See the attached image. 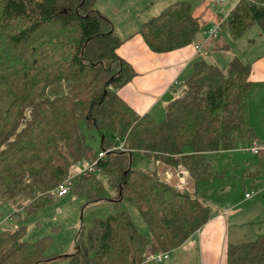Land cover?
<instances>
[{"label":"trees","instance_id":"16d2710c","mask_svg":"<svg viewBox=\"0 0 264 264\" xmlns=\"http://www.w3.org/2000/svg\"><path fill=\"white\" fill-rule=\"evenodd\" d=\"M97 2L0 0V200L13 201L17 213L51 202L71 168L91 152L81 133L84 120L87 129L98 131L100 152L110 151L98 160L95 172L108 179L118 197H110L93 175L77 178L76 189L89 203H133L154 244L128 212L120 211L81 230L69 264H144L147 252L170 253L181 247L212 213L198 196L162 181L155 172L133 169L134 153L183 165L192 175L202 167L207 174V154L255 139L245 101L251 67L234 61L224 70L199 61L164 120L140 116L118 94L136 74L119 56L122 41ZM255 24L264 29V6L241 1L220 30L237 39ZM200 32L185 2L167 7L140 29L155 53L193 44ZM57 82L74 85L50 99L48 90ZM122 143L125 150H112ZM25 200L30 202L25 205ZM47 242H28L23 229L2 232L0 264L45 263ZM227 264H264V234L230 245Z\"/></svg>","mask_w":264,"mask_h":264},{"label":"rangeland","instance_id":"374dc122","mask_svg":"<svg viewBox=\"0 0 264 264\" xmlns=\"http://www.w3.org/2000/svg\"><path fill=\"white\" fill-rule=\"evenodd\" d=\"M164 1L98 0L96 8L116 26V34L118 33L117 36L119 37L121 26L131 29L141 27L145 21L158 16L166 7L171 5L165 6ZM231 2L234 3L235 7L239 3L238 0H227L225 4L228 3L229 5ZM193 5L196 6V3L193 2ZM228 5L225 6L215 1L210 5L209 12H212L218 18L219 21L217 22H223L228 16ZM217 22H214L209 29L214 27ZM204 28V24L201 25V30ZM219 34V38L212 41V43H215L214 47L207 55L203 54L205 57L203 58L207 63L228 70L234 61H239L254 68V75L264 66V29L260 24L253 25L237 39H234L228 32L223 30H220ZM207 51L208 49L205 50V52ZM259 76L260 74H257L254 78L257 79ZM188 79L185 81H188ZM72 85H74V82H57L49 88L47 97L50 99L60 97L66 94ZM183 86L182 84L176 87L177 93L183 94ZM254 90L246 96L245 101L247 109L249 106L247 110L248 118L250 112V119L252 116L255 127L262 136H258L256 131L254 133L258 136V140L260 137L261 141L264 139V90L262 92ZM165 117L166 114L164 113L163 116L158 118V121L164 120ZM248 125V127L254 129L249 119ZM80 127L87 147L91 152L98 155L101 151V138L98 131L87 129L84 120L80 121ZM261 145H264V142L255 145L253 137H248L237 142L234 150L208 154L206 171L208 173L211 171L216 177L211 178L212 181L209 183L205 180V172L202 173L201 171L202 167H200L198 175H192L193 181L195 183L198 181L199 195H201L199 198L211 210V213L219 208H222L223 212L234 210L233 200H239L247 194L250 196L258 194L259 182H263L262 185H264V161L261 162V156L254 155L250 152V149ZM91 152L86 154L83 163L71 168L70 176L74 178V185L67 196L63 198L50 196L51 202L31 213L27 211L17 213L18 207L7 197L0 200V233L23 229L25 239L28 242L48 239L45 250L48 261L42 264H69L68 256L76 252V240L81 230L89 229L96 219L105 218L120 211L128 212L141 233L148 238L149 243H153V237L147 224L133 203L123 201L118 206L111 201L89 203L88 196L76 189L77 178L82 179L87 175H93L98 177L99 180H105L101 183L110 197H118V193L111 190L109 181L105 176H98L99 172L97 171L89 172L88 168L92 159ZM132 167L139 171L155 172L158 170V163L144 154L134 153ZM253 172H256L257 176L253 175ZM29 202V200H25L22 203L26 205ZM251 211L261 215V217H258L255 214L256 218H251L255 230L259 231L260 229V232H257L260 234L256 236L259 237L264 234V230L261 232L264 225V196H262V202L258 204V207H254ZM260 219L262 220L257 221ZM161 264H202V260L193 243H189L177 249L173 256H168V260Z\"/></svg>","mask_w":264,"mask_h":264},{"label":"crops","instance_id":"0c3cea01","mask_svg":"<svg viewBox=\"0 0 264 264\" xmlns=\"http://www.w3.org/2000/svg\"><path fill=\"white\" fill-rule=\"evenodd\" d=\"M215 1L216 0L164 1L165 6H168V4L173 5L177 2L188 3L191 6L192 15L198 22L200 28L203 24L205 26L199 33L195 43L175 51L155 53L149 49L143 37L140 35V29L148 21H145L141 27L139 26L136 29L121 26L122 29H120L119 37L122 41V45L118 53L123 60L127 61L133 67L136 75L132 81L118 90V94L138 115L143 116L150 114L158 121L160 116H163L164 113L166 114L168 106L181 97L182 94L177 93L176 87L183 84L184 89L187 83L185 80L192 77L195 64L202 61V59L204 60L205 57L203 54L207 55L215 45L212 41L219 38L220 34H218L217 37H210L207 33L211 25L219 21L212 12H209L210 5L215 3ZM226 1L223 3L225 6L228 5V3L225 4ZM193 2L196 3V6L193 5ZM234 8L235 5L231 2L227 9L228 15ZM114 28L115 31H117L115 25ZM206 49H208L207 52H205ZM253 71L254 68H251V75L249 78L251 87L247 92V96L252 93L254 89L261 92L264 90V66H262L257 73L261 76L257 77V79L254 78L257 74L255 73L254 75L255 71ZM182 81L184 83H181ZM175 90L176 92L173 93ZM248 119L254 128L252 129L253 133L256 131L258 136H262L260 131L257 130V127H255L252 116L250 119V112ZM254 136L255 139H253V143H255V145L264 142V139L260 141V137L258 140V136L255 133ZM254 155L261 156V162L264 161V150ZM156 162L158 163V170L155 171V173L162 181L178 189L187 190L198 197L201 196L199 195L198 181H196V183L193 181L192 174L185 166L181 165L175 167L161 161ZM252 174L257 176L256 172ZM101 175L102 174L99 173L98 176ZM211 178L216 177L211 171L209 173L207 172L205 180L209 183L212 181ZM99 181L105 180L101 179ZM262 184L263 182H259L258 194L256 196L247 198L245 195V197L242 196L239 200H233L232 206H234V210L223 212L222 208H219L213 211L211 219L197 232L191 235L182 246L184 247L189 243H193L199 257H201L202 264H227V250L230 245L250 242L260 234L257 233L260 232V229L256 231L252 225L251 218H256V213L251 210H253L254 207H258V204L262 202V196H264V185ZM256 215L261 217L259 214ZM261 220L262 219L257 221ZM262 230H264V225L261 228V232ZM175 251L173 252L175 253ZM173 252L168 253V256H173ZM165 260H168V258Z\"/></svg>","mask_w":264,"mask_h":264},{"label":"built area","instance_id":"2783aa9c","mask_svg":"<svg viewBox=\"0 0 264 264\" xmlns=\"http://www.w3.org/2000/svg\"><path fill=\"white\" fill-rule=\"evenodd\" d=\"M225 1L226 0H216V2H218L219 4H223ZM241 1H245V2H248L251 4H255V5L264 6V0H238V2H241ZM222 23L223 22H217L214 27H212L211 29L208 30L207 33L209 34L210 37H217L218 36ZM112 150H125L124 144L122 143L119 146H115L114 148H112ZM262 150H264V145L254 146L252 149H250V152H252L253 154H259ZM109 152L110 151H106V152L102 151L97 155L96 158H92L90 166L88 168L89 172H91V173L95 172V167L98 163V160L101 158H104L105 155ZM81 163H83V162H81ZM73 185H74V178H72L70 176L65 182H63L57 186V188L53 191V196L57 197V198H63L65 196H67L71 192ZM246 197L250 198V195L247 194ZM167 258H168L167 252H163V251L148 252L145 254L144 264H149V263L161 264Z\"/></svg>","mask_w":264,"mask_h":264}]
</instances>
